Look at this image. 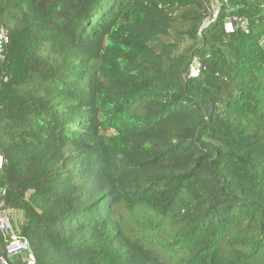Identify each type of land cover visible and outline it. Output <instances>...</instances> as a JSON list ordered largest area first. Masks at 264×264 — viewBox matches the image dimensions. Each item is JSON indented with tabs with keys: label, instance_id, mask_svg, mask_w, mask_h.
<instances>
[{
	"label": "trees",
	"instance_id": "trees-1",
	"mask_svg": "<svg viewBox=\"0 0 264 264\" xmlns=\"http://www.w3.org/2000/svg\"><path fill=\"white\" fill-rule=\"evenodd\" d=\"M0 24V184L37 264H264V0H0Z\"/></svg>",
	"mask_w": 264,
	"mask_h": 264
},
{
	"label": "built area",
	"instance_id": "built-area-1",
	"mask_svg": "<svg viewBox=\"0 0 264 264\" xmlns=\"http://www.w3.org/2000/svg\"><path fill=\"white\" fill-rule=\"evenodd\" d=\"M9 42V33L7 28L0 24V67L3 64L6 55V47ZM198 68L192 66L190 75L197 74ZM7 76L0 72V84L5 81ZM6 162L5 156L0 153V176L3 166ZM6 186L0 184V230L7 236L5 254L0 257V264H37L35 255L30 249L27 241L21 239L13 229L12 218L9 210L5 207L4 196Z\"/></svg>",
	"mask_w": 264,
	"mask_h": 264
},
{
	"label": "rangeland",
	"instance_id": "rangeland-1",
	"mask_svg": "<svg viewBox=\"0 0 264 264\" xmlns=\"http://www.w3.org/2000/svg\"><path fill=\"white\" fill-rule=\"evenodd\" d=\"M215 5H216V4H215ZM233 23H234V19H232V18H227V19H226V24H227V27H228V28H230V27L233 25ZM12 216H13V215H12ZM15 216H17V214H16V215L14 214V217H15Z\"/></svg>",
	"mask_w": 264,
	"mask_h": 264
}]
</instances>
